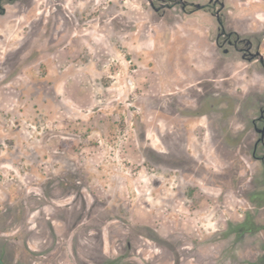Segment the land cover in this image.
<instances>
[{
  "label": "rangeland",
  "instance_id": "rangeland-1",
  "mask_svg": "<svg viewBox=\"0 0 264 264\" xmlns=\"http://www.w3.org/2000/svg\"><path fill=\"white\" fill-rule=\"evenodd\" d=\"M263 111L264 0H0L3 264H264Z\"/></svg>",
  "mask_w": 264,
  "mask_h": 264
},
{
  "label": "flooded vegetation",
  "instance_id": "flooded-vegetation-1",
  "mask_svg": "<svg viewBox=\"0 0 264 264\" xmlns=\"http://www.w3.org/2000/svg\"><path fill=\"white\" fill-rule=\"evenodd\" d=\"M261 115H262V114H261ZM261 115H260V116H261ZM262 162H263V161H262ZM2 261H3V260H2V259H1V257H0V264H3V262H2Z\"/></svg>",
  "mask_w": 264,
  "mask_h": 264
},
{
  "label": "trees",
  "instance_id": "trees-1",
  "mask_svg": "<svg viewBox=\"0 0 264 264\" xmlns=\"http://www.w3.org/2000/svg\"><path fill=\"white\" fill-rule=\"evenodd\" d=\"M262 113H264V111Z\"/></svg>",
  "mask_w": 264,
  "mask_h": 264
}]
</instances>
